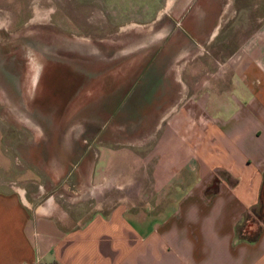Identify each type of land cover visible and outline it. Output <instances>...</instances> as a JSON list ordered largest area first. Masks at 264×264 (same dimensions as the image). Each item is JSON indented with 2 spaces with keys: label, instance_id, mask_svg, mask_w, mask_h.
<instances>
[{
  "label": "crops",
  "instance_id": "crops-1",
  "mask_svg": "<svg viewBox=\"0 0 264 264\" xmlns=\"http://www.w3.org/2000/svg\"><path fill=\"white\" fill-rule=\"evenodd\" d=\"M101 1L113 26L167 20L160 52L147 57L157 80L169 81L163 68L180 64L189 45L193 56L223 52L214 61L224 74L198 78L135 156L153 180L150 201L68 228L8 183L0 118V264H264V0H123L161 4L154 15L144 6L126 17L118 0ZM226 9L227 35L218 29Z\"/></svg>",
  "mask_w": 264,
  "mask_h": 264
},
{
  "label": "rangeland",
  "instance_id": "rangeland-1",
  "mask_svg": "<svg viewBox=\"0 0 264 264\" xmlns=\"http://www.w3.org/2000/svg\"><path fill=\"white\" fill-rule=\"evenodd\" d=\"M115 5L126 17L144 6L154 15L161 4ZM104 11L101 0H0V118L12 166L8 183L23 189L31 208L49 204L67 228L119 203L150 201L153 180L135 156H143L162 117L186 99L198 78L224 74L214 61L223 52L205 49L193 56L189 45L180 64L163 68L169 81L157 80L147 57L160 52L167 20L113 26ZM227 13L218 26L226 35L233 30Z\"/></svg>",
  "mask_w": 264,
  "mask_h": 264
},
{
  "label": "trees",
  "instance_id": "trees-1",
  "mask_svg": "<svg viewBox=\"0 0 264 264\" xmlns=\"http://www.w3.org/2000/svg\"><path fill=\"white\" fill-rule=\"evenodd\" d=\"M49 264H57L56 262H51V263H49Z\"/></svg>",
  "mask_w": 264,
  "mask_h": 264
}]
</instances>
